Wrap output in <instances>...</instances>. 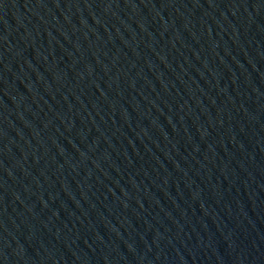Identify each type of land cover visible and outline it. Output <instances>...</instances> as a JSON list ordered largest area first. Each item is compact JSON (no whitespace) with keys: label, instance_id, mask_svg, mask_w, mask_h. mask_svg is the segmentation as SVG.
<instances>
[{"label":"water","instance_id":"water-1","mask_svg":"<svg viewBox=\"0 0 264 264\" xmlns=\"http://www.w3.org/2000/svg\"><path fill=\"white\" fill-rule=\"evenodd\" d=\"M81 264H264V0H221L202 27Z\"/></svg>","mask_w":264,"mask_h":264}]
</instances>
